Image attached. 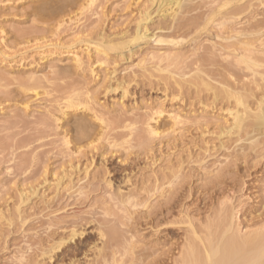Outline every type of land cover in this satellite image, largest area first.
<instances>
[{"label": "rangeland", "instance_id": "obj_1", "mask_svg": "<svg viewBox=\"0 0 264 264\" xmlns=\"http://www.w3.org/2000/svg\"><path fill=\"white\" fill-rule=\"evenodd\" d=\"M203 1H208L209 4L212 0H194L193 3H187L189 15H184V19L194 17L201 21L198 24L202 26L204 18L195 17L199 12L193 8L198 3L199 6L207 4ZM220 1L211 2L209 7L217 8L223 2ZM232 1L233 5L229 3L232 6H226V11L224 7L221 15L213 17L214 22L218 18L220 22L222 14L230 12L235 6H243L242 3H245L244 6L249 3L255 5L252 7L249 4L247 13L245 11L232 20L233 28L236 26L234 33L232 35L231 31L226 36H234L236 33V39L232 38L235 42L239 40L242 32L250 29L245 36L242 34L244 37L240 36V40H244L248 33L251 34L250 25L261 19V15L264 16V0H261L262 4L257 0H237L238 5L236 0ZM160 3V0H0V264H96L94 247H100L101 243L97 230L102 229L103 233L112 230L121 232L127 231L129 227L125 212L120 213L119 210L118 213V209L109 210L110 206L106 207L105 201L109 197L107 193L117 187L125 193L129 188L134 189L133 186L139 189L142 185L149 186L155 192V181L161 180L172 168L180 167L182 174L186 176L180 200L184 208L180 207V210L188 208V213L196 217L198 213L204 215L211 206L217 207L218 201L226 195H232V201H237L236 198L239 199L240 196L245 200L249 195L251 199H247L249 202L246 200V215H241L243 218L240 216V220L252 227L264 218V156H259L261 150L264 152V126L256 131H251V128L249 131L248 128L249 133L245 137L239 136L233 130L228 132L232 123V116L228 113L237 108L241 112V109L239 106L236 108L233 98H227L222 89L228 90L226 87L230 85L229 89L235 92L237 87L240 88L243 103L253 111L257 109L259 100L264 103V90L251 87L254 86L251 82L256 79V76L252 78V75H248L252 73L251 65L246 67V64H242L245 68L243 69L241 64L238 68L234 64L236 70L232 67L228 69L234 70V73L225 72L232 62L235 63V58H226L228 54L219 50V46L216 47L217 42L220 44L221 41L215 40L213 33L218 29L214 25L219 22L205 27L212 32L209 33L210 36L203 31L201 33L199 30L202 28L198 25V31L191 29L192 34L187 29L179 31V35L174 31L165 32L169 40L175 39L178 42L176 47L173 43L155 44L152 41L129 45L121 50H112L106 46L131 39L138 25L144 24L142 21L138 22L145 12L151 14V21L145 23L147 34L150 36L158 32L154 28L160 18L155 12ZM212 3L216 6L212 7ZM43 13L48 15L44 17ZM227 16L229 15L225 18ZM242 16L250 20L247 22L250 23L249 28ZM237 27L241 29V33L234 31L239 30ZM181 34L185 36L181 37ZM255 40L251 41L255 54H251L254 57L260 55L261 58H257V61L261 65L263 53L262 49L257 52L260 46ZM176 41L174 42L177 43ZM211 41L214 43L210 44ZM212 45L213 51H210ZM214 48H217L216 51ZM218 52L221 58L218 54L217 58L215 53ZM201 53L208 57L212 54L211 59L215 55L213 58L217 59H212L213 65L209 62L208 67L199 68L200 73L205 74L194 72V64L201 59ZM254 57L250 58L254 59L255 66L257 62ZM224 62L230 63H227L228 67ZM221 63L225 64V68ZM233 63L231 66L234 67ZM258 69L261 70L255 66L252 71H259ZM237 70L241 71L237 73L241 78L235 75ZM198 75L203 77L202 80L198 79L201 78ZM256 82L262 87L260 89H264L259 79ZM242 84L245 86L244 90ZM26 89H35L37 95ZM235 93L238 94V91ZM68 99L74 100L77 105L75 109H66ZM248 115H251L250 112ZM77 120L85 124L87 135L89 132L90 137L92 136L91 140L85 139L88 142H83V139L77 143L74 141L77 134L69 133L66 144V130H71ZM250 122L251 118L247 119L244 126ZM148 127H156L160 134H150ZM251 142L256 143L257 147ZM249 145L255 149L250 151ZM78 148L79 154L78 151L75 152ZM253 152L259 154L255 156ZM245 154L246 163H243L242 155ZM227 160L232 163L226 168L224 162ZM69 165L80 168L70 173ZM224 169H227L225 173L220 172ZM218 170L222 173V178L217 176ZM66 174L70 175L73 186L77 180H82L83 185L91 182L89 176L92 182L96 181L94 184L98 185L101 181L98 185L100 190L97 187L99 191H89L92 194L85 192L83 196L73 195L74 201L65 200L62 206L57 207L55 202L58 198L53 194V185ZM45 176L54 180V184L51 182V186H48L46 182L43 187L38 186L32 195L31 188L41 183ZM210 176L211 179L222 182L216 181L217 186L224 182L226 185L221 186V189L216 187L217 192L212 194V198L203 190L211 180ZM106 179L111 182V191L105 186ZM126 180L127 184L133 186L126 185ZM79 184L76 185L79 187ZM74 189L77 191L76 187ZM153 195L151 194V202L148 201L147 207L159 199L157 193ZM253 195L255 199L252 198ZM77 199L79 200L75 204ZM65 202L72 204L65 206ZM206 204L209 206H206L207 209L204 207ZM17 207L21 214L16 210ZM102 207L103 210L108 209H105L108 216ZM140 208L143 210L137 211H146L145 207ZM113 210L116 211L111 213ZM60 218L75 221V231L82 232L83 237L77 236L68 241L69 237L64 236L68 242L64 241L65 245L61 247L64 256L56 258L53 255L60 252L55 251L50 260V255H42V251L45 247L47 251L52 246L50 244H54L49 237L56 231L57 228L52 226L57 227L56 220ZM81 220L91 224L87 222L88 225H85ZM80 223L82 225L77 226ZM126 231L122 232L125 233L122 236L124 239L130 238ZM148 231L143 227H136L134 233L132 232L133 238L129 240L134 245V254L137 255L143 249V252L150 255L161 253L155 237H151L152 233H146ZM124 239L121 242L128 245V241ZM58 240L55 239V242ZM65 252L77 255L71 258Z\"/></svg>", "mask_w": 264, "mask_h": 264}, {"label": "bare ground", "instance_id": "obj_2", "mask_svg": "<svg viewBox=\"0 0 264 264\" xmlns=\"http://www.w3.org/2000/svg\"><path fill=\"white\" fill-rule=\"evenodd\" d=\"M160 1H161V3L159 4V6L155 12L156 15H158V17L160 18V21L157 22V24L155 25V28H154L155 31H158V32H155L150 36L147 34L148 30H147V27L145 25L147 24L146 22L151 21V17H150L151 14L145 12L142 19L139 20V22H138V23H141V21H142V22H144V24L138 25V27H137L135 33H133L131 39H129L128 41H125V40L124 41L123 40L117 41V43H114V44L109 43V45H106V46L112 50H121V49L126 48L129 45H134V44L137 45V44H140V42L147 43L148 41H152L155 44L167 43L168 45H170L169 43H173L174 46L176 47L178 42L175 39H173L172 37H171V39H173V40H169L168 39L169 37L167 36V33H165V32L169 33V31H172V32L174 31L175 33L178 34L179 31L187 29L188 32L190 31L189 34H192L191 29L197 30L196 27L201 26L198 24V23L201 24V21L199 22L198 20H196V18L192 17L190 19L194 18V20H190V19L185 20L184 19L185 17H183L184 15H189L188 7L186 6L189 4H187V3H190V2L193 3L194 0L193 1L192 0H160ZM216 1H218V0H215V2L213 0L209 1V4H211V2L216 3ZM231 1L230 0L229 1L223 0V2L220 5L218 4L219 6L217 8L214 7L215 9H213V8L211 9L209 7L208 1L207 2L203 1V3H207V4H205V5L202 4L201 6L198 5L199 3L198 4L196 3L197 6L194 5L196 8H193V9H196V10L198 9L199 11L197 10L196 12H199V13L202 11L203 12L200 13V15H199V13H197L198 15H195V17L199 16L200 18H204V20L202 22L203 24L200 27L202 29L198 28V29H200L199 31H201V33L203 31V33H205V35H206V33H208V36H210L209 33L211 34L212 32L208 31V29H206L205 27H207V25L209 27L210 24L212 25L214 23L219 22L218 21L219 18H218V20H216V22H214L213 17L215 15H218V14L221 15V10L224 7H225V11H226V9H228V8H226V6H228V7L232 6L233 4L231 3ZM252 1L253 0H251V2ZM257 1L258 2L260 1V3H261V0H257ZM257 1H256V3H257ZM220 2L221 1L219 0V3ZM238 2H239V0H238ZM229 3H231L232 5H230ZM236 3H237V0H236ZM242 4H243V6H235L233 10L231 8V11L229 10L230 12L227 11L228 13H225V11L223 10L225 14H222L221 21L218 24L214 25V27L216 26L218 29H217L216 33H213L214 34L213 38L215 40L221 41L220 44L218 43L219 41L217 42L216 47L219 46V50H221V51L223 50L225 53L230 55V56L227 55L226 58L231 57V56H232L231 58H235V61H234L235 63H233V62L232 63H233V65L236 64L237 67L235 65H234V67L231 66L232 63L230 64L228 62H226V63L224 62L227 67H228L227 63L230 64V66H229V68H227V70L224 69L226 73H227L228 69H231L230 67H232V69L236 70V68H238L239 64H241V67L243 69H245V68L242 66V64H246L245 65L246 67L251 65V66H253L254 69H255V66L261 69V70L258 69L259 71H256L257 69L255 71H252L253 68L251 67L252 69L250 68V70H251L250 72H252V73L248 74L249 76L252 75L253 76L252 78H254L256 76L255 80H253V79H252L253 81L251 80L252 81L251 85H254L251 87H253V88L255 87V89H258L261 91L264 89H260L262 87H260V85L256 81H257V79H259V82H262L261 85H263V87H264V60H263L264 59V37H263L264 36V16L261 15V17H259L261 19H257L254 23H252L250 25L251 26L250 27L251 28V34H253L252 37L254 39L250 36L251 34L248 33L247 37L244 40H240V36L242 34H244V36H245V34H247L246 32H249L250 29L245 31V33L244 32L241 33V29L237 27L239 30H234V31L235 32L237 31L238 33L240 31L241 35L239 34L240 35L239 40L237 39V41L234 42L232 40V38L236 39V33L234 34V36H232V35L234 33L233 29H235L236 26L233 28V26H232L233 21L232 20L234 19L235 16H236L235 18L237 19V16L242 15V13L245 11L247 13L248 8L250 7L249 6L250 3L248 4V6H244L245 3H242ZM192 5H191V7H193ZM237 5H238V3H237ZM252 5L255 6L254 4H252ZM213 6H216V5L213 4L212 7ZM191 9L192 8H190V10ZM191 11H193V10H191ZM44 12H46V11H44ZM185 13H187V14H185ZM194 13H195V11H194ZM46 15H48V14H46ZM46 15L44 14L43 16L45 17ZM226 15L231 16V18L229 16H227L228 18L227 17L225 18ZM236 19H235V21H237ZM252 19H254L253 16H252ZM245 21H246L245 25H247L249 28L250 23L248 24L247 22H249L250 20L245 19ZM236 24H238V23H236ZM241 26H242V22H241ZM247 26H245V27H247ZM244 30L245 29H242V31H244ZM193 31L195 32V30H193ZM231 31H232V35L229 34V36H226ZM30 33H31V31H30ZM197 33L199 36L201 35V34H199L200 32H197ZM177 34H174V35H177ZM223 35H225V37ZM171 36H173V35H171ZM182 36H183V34H181V37ZM242 36H241V38H242ZM178 38H180V37L178 36ZM182 39L183 38H181L180 40H182ZM209 39H212V38H209ZM251 39L252 40L256 39L255 41L259 43L260 49L257 48V52H259L258 50L262 49L263 54L256 53V55L257 54L262 55L261 60L263 62L262 63L260 62L261 65L258 64L259 59H257L260 57V55H258L257 57L256 56L254 57V55L251 54V53L255 54L254 48L251 45V41H252ZM196 40L194 42H196ZM174 41H176L177 43H175ZM255 41H254V43H255ZM181 42H183V40ZM211 43H214V41L213 42L211 41L210 44ZM256 46L258 47V45H256ZM213 47L214 46L212 45V46H210V48L209 47L208 48L210 51H213V49H212ZM251 47L253 48V52H251L252 51ZM201 48L202 47H200V49ZM202 49H204V47ZM216 49H215V51H216ZM205 50H206V48H205ZM205 50H203V53L205 52ZM193 51L195 52V49ZM206 51H208V50H206ZM221 51H220V53H221ZM255 51H256V49H255ZM213 53L214 52H212V54ZM215 54H216V56H217V54L220 56L219 52L215 53ZM202 55L203 54L201 53V59H199V61L197 60L198 62L194 64L195 67L193 65V67L196 68L195 71L194 70H192V71H194V72L197 71V73L199 71V73H200V71H201V69H199L200 67H203V68L205 66L208 67L209 62L211 65V63H212L211 61L217 60L216 58H213V57H216L215 55H213V57H212L213 60L211 59V55H209L210 57H208V55H203V56H205V57H203ZM251 56L256 58L255 61L257 63L254 62V63H256L255 66L253 65L254 59L252 58L253 59L252 60L250 58ZM199 57H200V55H199ZM221 57L222 56H220L219 58H221ZM217 58H218V56H217ZM225 60L222 59V61H225ZM216 62L219 64L218 61H216ZM217 63H216V65H218ZM225 64H222V67L224 66L223 68H225ZM212 65H213V63H212ZM203 68H202V70H203ZM243 69H242V71H243ZM229 71H228V73L230 74V72L231 71L233 72L234 70H231L230 72ZM240 72L241 71L237 70L235 75H237V73H240ZM200 74H205V73L201 72ZM240 75H242V74H240ZM196 76H197V74H196ZM198 76L201 77V75H198ZM202 76H205V75H202ZM207 76L208 75H206V77ZM237 76L239 77V74ZM257 76H258V78H257ZM227 77L231 78L232 76L227 75ZM241 77H239V78H241ZM202 78L203 77L198 78V79L202 80ZM234 78H236V80H237V77H234ZM245 79H246V75L244 76V81H245ZM204 80H205V78H204ZM234 83H236V82H234ZM229 86L230 85H228L226 87V88H228V90L223 88L222 91H224L223 93L225 94V96L227 98H229V99L233 98L234 103L236 104V108L239 106L241 109V112L239 111L238 108H237L238 110L235 108L236 109V110L234 109L235 111H232V112L230 111L228 113L229 116H232V123H231V127L228 129V132L233 130L239 136H242V135L244 136L246 134L248 135V133H249L247 130L248 128H249V131H250V128H251V131H256V129H261L259 127L264 126V103H263V100H259L257 102V106H256L257 109L255 111H253L251 109H250L251 110L250 111L246 106L247 104H244L242 101L241 97L243 95L239 92L240 88L239 89H238V87H237V89L235 88L236 91H238V94L240 93V95H238L237 93H235L236 91L235 92H233V90L231 91V89H229L231 86L230 87ZM242 87H244V88H242V90H244L245 86L243 85ZM251 90H252V88H251ZM26 91L34 93L35 96L37 95L35 89H26ZM255 91H257V90H255ZM219 93H220V91H219ZM219 93L217 95H219ZM223 93L221 95H224ZM251 93H252V91H251ZM66 104H67L66 109H75V107H77L74 100H72V99L66 100ZM249 112L251 115H248ZM63 115H64V113H63ZM249 118H251L250 124L244 126L246 120ZM78 120L75 121L73 128L71 130L70 129L66 130V134L64 136V142L66 144H68L67 136L69 133L70 134L71 133L77 134V136L74 137V141H76L77 143L78 142L80 143V141L83 139H84L83 142H88L85 139L91 140L92 136L90 137L89 132H88L89 136L87 135V130H88V129H86L87 127L85 126L86 127L85 128L84 127L85 124H83L82 122H79ZM148 131L150 134H153V135H159L160 134L156 127L155 128H153V127L149 128L148 127ZM251 133L254 134V132H251ZM260 134L262 135L261 132H260ZM87 136L89 138H87ZM252 136L255 138L254 135H252ZM251 143L254 144V142H251ZM255 144H254V146H256ZM87 145H91V144L87 143ZM249 146L251 147L252 145H249ZM254 146L250 148V151H253L252 149H255ZM258 149H260V148H258ZM76 151H78L77 154L80 153L79 148L76 149L75 152ZM258 151L259 150H257V152ZM244 152H245V150H244ZM260 152H261V154L259 156L262 158L264 156V152H263V150H261ZM253 153H255V152H253ZM256 153H255V156L259 154V153L258 154H256ZM251 155H253V154L251 153ZM242 157H244L243 163L244 162L246 163L245 157H247V155L246 154L244 156L242 155ZM231 163L232 162H230V160H229V162L227 160L226 162H224V164H225L224 166L227 168ZM221 166H223V165H221ZM224 166H223V168H225ZM69 168H70V173H73V172H76L77 169H79L80 167L78 168L77 165H75V166L69 165ZM218 169H221V168L219 167ZM225 170L227 171V169H224L223 171L221 170L220 172L225 173ZM217 172H218V174H217ZM217 172H216L217 176L220 174L222 175V173H219V170ZM85 173H86V171H85ZM213 174H215V173H213ZM221 175H220V178H222ZM87 176L88 175H85L86 178H88ZM85 177H84V179H85ZM185 177L186 176H185V174H182V170L180 167L172 168L170 171H168V173H166L162 177L161 180L155 181L154 186H153L154 189L152 188L155 192H153L150 188H148L149 186L147 187L145 185H142V186H140L139 189H135L137 186L135 187L129 183L131 186H133L134 189L131 188V190H130V188H129V190L125 191V193L117 186H116L117 187L116 189L112 186L115 190L111 191V188H110L111 182L106 179L107 182H106L105 186L110 188L109 190L111 192H108V193L106 192L107 195L109 194V197L106 196V198L108 197V199H106V201H105L107 206L105 205L104 202H102V205L104 207L110 206V207H108L109 210L111 208L112 209L116 208V210L118 209L117 212L120 210V213L125 212L127 214V217L125 214L123 215V217L125 216L126 220H128V222H129V227L127 228L128 230L127 231L125 230V231H126V235L130 234V238L129 237L127 238L125 236L126 239H124V237H122L125 234V233L122 234V232H125L124 230H122L121 232H118L117 230H112L111 232L109 231L107 233H103V231H101L102 229L97 230L98 240L101 243L99 244L100 247H97L98 245H96L94 247V248H96V250L93 248L95 251V256L97 257V259L95 257L96 264H127V263H129V264H131V263L132 264H264V218H261L257 223H254L252 225V227H251V225H245L248 223H246V222L244 223V222H242V220H240L241 215H243V216L246 215L247 209H245V206L247 204L246 200L249 199V197H248L249 195L248 196L246 195L247 198L245 197L246 198L245 200L243 199L244 197L240 196L239 199L236 198L237 201L236 200L232 201V199H233V198L231 199L232 195L230 197H229V195H226L225 198H222L220 201H218L217 207H213L215 209H213L212 206L209 207L208 204H206L204 207L206 208V206H208L209 208L208 209L206 208L207 211L204 210V211H206L204 213V215L203 214L201 215L197 212L198 214L196 215V217H193L191 214L188 213L189 212V211H187V210H189L188 208L184 209V210H180L181 209L180 207H182L180 204V200H181V197L183 196L181 194L183 191V180L185 179ZM212 177H214V175H212ZM218 177H217V179H218ZM65 178L68 180L64 181ZM89 178H90V180L89 179L88 180L91 182L84 183V185H83L82 180H77L76 182L78 184L80 182L82 183L81 185L79 184V187H78V185H76L77 183L74 184V186H73V183L71 181V177L68 174H66L65 176H62L60 179L56 180L55 184H54V180L47 179L45 176L41 183L36 185V187L31 188L30 193L32 195L35 194V192L38 189V186L43 187V185L46 182H47L48 186H51L50 183L52 182L54 184L53 187L55 189L53 194H55L54 195L55 198H58L57 201L55 202V205L57 207H60V206H62L61 205L62 202L65 200H70V199L72 200L73 199V201H74V198H75L74 196L77 194L82 195L83 193L89 192V191H99L100 187H98V185L100 184L101 181H99V184L97 185V183L94 184V182H96V181L93 180L94 182H92L90 176H89ZM93 178L94 177L92 176V179ZM125 178H127V176ZM209 179H211V176L209 177ZM88 180H86V181H88ZM104 180H105V178H104ZM86 181H84V182H86ZM216 181H218L219 183H222L219 181V179ZM216 181H215V178H212L211 180H209L208 183H206V185H207V186H205L206 188L203 187L204 188L203 190H205L206 194L208 196H211V198H212V194L217 192L216 187L218 188V186H219V184L217 186L218 182L216 183ZM127 183H128V181L125 184L129 185ZM95 185H97V186H95ZM101 185H103V184H101ZM223 185H225V182L223 183ZM223 185H221V186H223ZM221 186H219L220 189H221ZM73 187L74 188L76 187V189L78 187L77 191L75 189L73 190ZM97 187L99 190L97 189ZM125 188L127 189L128 187H125ZM101 189H102V186H101ZM151 191H152V193H151ZM239 192H241V190ZM90 193L92 194V192H89V194ZM93 193H95V192H93ZM153 193H157V196H158L157 198H159V199L156 200L155 204L152 203V206H150L151 205L150 204L149 207H147L146 205L149 204L148 201H150V199L152 198L151 194L153 195ZM183 194H184V192H183ZM102 195H104V194H102ZM82 196H80V197H82ZM87 196L89 197V195H87ZM153 197H154V195H153ZM102 198L104 201L105 197L103 196ZM252 198H254V195ZM250 199H249V201H250ZM78 200L79 199H77L76 202H74V203L76 204L78 202ZM229 201H231V202H229ZM66 202H68V201H66ZM66 202H65V206L72 204L71 202H69V203H66ZM260 202H261V200H260ZM141 206L145 207L144 209H146V207H147L146 211L145 210L143 212L139 211V210L137 211V209H141L140 208ZM182 208H184V207H182ZM105 209L108 210L107 208H104V210ZM177 209H179V210L177 211ZM16 210H18V213H20L18 207ZM102 210H103V207H102ZM106 210L104 211V212H106L105 215H107V213H108ZM116 210H113V212H111V213H114ZM141 210H143V209H141ZM202 210H203V208H202ZM104 212H103V215H104ZM93 215H96V214H93ZM119 215H121V214H119ZM117 216H118V214H117ZM243 216H241V217L243 218ZM77 218H79V217H77ZM124 218H122V219H124ZM20 219H22V217ZM89 220H91V219L89 218ZM93 220H94V218H93ZM56 221H57L56 222L57 224L56 223L55 224L57 225V227L52 226L54 224L53 222H52L51 226L55 227L57 229L52 234V236L49 237L53 241L54 244H50L52 246L48 247L47 245H49V244L47 243L46 246L48 247V250L46 251V247L44 249L45 252H43L44 251L43 249H42L43 251L41 250L42 255H44V254L50 255V257L48 256L50 260H51V255L54 254L55 251L60 252V254L55 253V255H53L56 258L64 256L63 255L64 252L62 253V251H61V249H62L61 247H63V245H65L64 241H66V243H68L67 242L68 239H69L68 241H71V240L75 239L77 236L83 237L82 236L83 233L81 231H80L81 233H78L75 231V229L77 228V227L75 228V226H76L74 223L75 221L72 222L69 220H63L61 218H60V220H56ZM123 221H125V220H123ZM81 222L83 223L84 221L81 220ZM87 222L86 221L84 222L85 225L91 224L90 222H88V224H86ZM128 222H126V224ZM107 223H109V221ZM79 225H82V224L80 223L77 226H79ZM100 225H102V223ZM103 225H104V223H103ZM136 227H138V228L143 227L144 230H149L146 233H150V235L152 233L151 237L154 236L156 245L160 246L158 248V250H160L159 252H161L159 255L153 254V255H155V256H153V255L147 254L146 251L143 252V250H144L143 248H142L143 250L140 249L143 253L141 251H140V253H138V251L136 250L137 251L136 253H138V254L137 255L134 254V252H133L135 250L133 247L134 245L131 244V241L129 239L133 238L131 235L134 233V229ZM138 230L139 229H137V231ZM139 232H140V230H139ZM163 232H166V233H163ZM67 233H68V235H65ZM137 234H136V236H137ZM64 236H68L69 238L66 237L67 238V240H66ZM54 237H56V238H54ZM63 237L65 240L63 239ZM121 237L125 241L127 240L129 244L127 245V244H125V242H121V241H123V239H121ZM50 239H45V240H50ZM55 239H59V240L55 242ZM41 242H43V241H40V243ZM134 243H136V242L134 241ZM40 246H41V244H40ZM135 248H136V246H135ZM147 251L149 252V250H147ZM68 252H70V251H68ZM72 254L68 253V255H70L71 258H73V257L75 258L76 257L75 255H77L76 253H75V255H72ZM65 257H67V256H65ZM93 264H95V262Z\"/></svg>", "mask_w": 264, "mask_h": 264}]
</instances>
